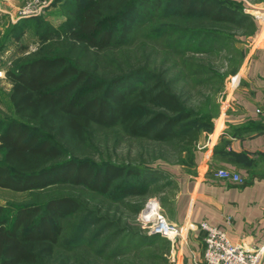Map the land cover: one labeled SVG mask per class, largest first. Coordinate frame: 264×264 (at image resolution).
I'll use <instances>...</instances> for the list:
<instances>
[{"label":"trees","instance_id":"16d2710c","mask_svg":"<svg viewBox=\"0 0 264 264\" xmlns=\"http://www.w3.org/2000/svg\"><path fill=\"white\" fill-rule=\"evenodd\" d=\"M59 2L52 0L51 6L58 7ZM60 4L66 21L55 28L36 17L35 31L41 41L51 34L62 38L67 52L44 49L17 58L6 71L12 113L0 117V187L38 192L56 185L78 186L112 202L145 195L157 181L149 168L79 159L69 146L85 143L95 125L120 126L129 136L183 144L187 157L177 165H187L200 134L212 129L211 115L194 122L193 112L183 107L159 75L134 70L106 81L80 66L77 54L125 45L148 21V36L161 37L163 31L157 30L161 27L150 22L173 15L210 25L251 27V34L256 26L232 0H66ZM33 19H20L8 34L20 40ZM211 32H204V42L212 38ZM194 34L183 32L175 42L168 34L166 49L172 53L185 48L183 43L191 38L202 40ZM71 49H76L74 58ZM80 210L71 196L23 205L11 216L0 206V264H50L62 243V222ZM88 217L84 215L78 226L89 223L92 236L98 237L104 225L97 217ZM78 235L65 242L83 240Z\"/></svg>","mask_w":264,"mask_h":264},{"label":"rangeland","instance_id":"374dc122","mask_svg":"<svg viewBox=\"0 0 264 264\" xmlns=\"http://www.w3.org/2000/svg\"><path fill=\"white\" fill-rule=\"evenodd\" d=\"M29 1L32 0H23L14 9L13 15L18 7ZM40 1L50 3L39 15L24 18L34 19L32 27L25 29L20 40H14L8 34L12 23L10 20L6 21L7 13L0 10V46H5L2 56L0 55V71L3 72L0 77V117L10 116L12 113L8 99L11 84L6 77V71L13 67L17 58L41 53L44 49L53 53L67 52V48H64L67 45L62 38L51 34L47 41H41L35 31L36 25H39L37 21L42 18L55 28L61 26L67 17L62 12L60 3L66 0L59 2V8L51 6L52 0ZM232 1L241 5L244 13L250 16L255 25V16L264 13V0ZM36 17L39 19L35 20ZM152 22V26L161 27L157 28L163 31L161 37L148 36V21L130 36L125 45L78 53L79 65L106 81L134 70H146L159 75L180 98L183 107L193 112L191 119L194 122L209 114L213 126L220 113L222 101L243 63L252 35L251 27L244 28L236 24L210 25L201 20L185 19L177 15L150 23ZM207 31H212L213 36L204 42V32ZM183 32H195L194 35L202 40L191 38L189 43H183L185 48L182 50L169 52L166 49L168 34L175 38ZM176 40L175 38L173 42ZM69 55L76 57V49H71ZM204 133L206 131L200 134L195 147L199 145ZM69 149L79 159H89L96 163L111 162L117 165L147 167L155 174L157 181L147 194L127 197L119 202H112L78 186L56 185L38 192H20L0 187V206H4L10 216L17 207L42 203L50 197L71 196L80 203V212L62 222V243L60 242L58 253L50 264H171V244L165 237L148 233L149 225L144 218V209L148 203L154 202L161 210L162 202L171 196L173 187L168 170L186 159L187 153L183 144L129 136L120 126L95 125L85 143L71 144ZM1 157L0 152V159ZM160 212L163 214L162 210ZM86 214L89 219L97 217L99 225H104L98 237L92 236L91 226L87 227L89 223L78 226ZM163 216L167 220L164 214ZM74 233L77 236L83 235V240L75 237L74 241L65 242Z\"/></svg>","mask_w":264,"mask_h":264},{"label":"crops","instance_id":"0c3cea01","mask_svg":"<svg viewBox=\"0 0 264 264\" xmlns=\"http://www.w3.org/2000/svg\"><path fill=\"white\" fill-rule=\"evenodd\" d=\"M22 1L0 0L6 21L20 20L13 11ZM255 26L212 129L203 134L190 163L169 167L173 190L161 210L181 227L175 241L169 240L171 264H206L200 222L224 230L233 244L264 247V118L256 113L264 101V22ZM221 167L239 172L245 183L217 177Z\"/></svg>","mask_w":264,"mask_h":264},{"label":"built area","instance_id":"2783aa9c","mask_svg":"<svg viewBox=\"0 0 264 264\" xmlns=\"http://www.w3.org/2000/svg\"><path fill=\"white\" fill-rule=\"evenodd\" d=\"M50 2L40 0H32L18 7L14 13L16 20L30 16L39 15L43 8ZM257 22H264V13L255 16ZM3 72L0 71V77ZM256 113L264 118V101L262 105L256 109ZM215 175L225 181L234 184H243L246 179L239 172L228 169L218 168ZM150 208V209H149ZM144 215L149 225L148 233L165 237L170 241H175L176 237L181 233V227L171 224L161 214L160 207L157 203L150 202L144 209ZM198 227L205 231L203 257L206 264H261L264 257V247L244 248L241 245L233 244L228 239L224 230L209 225L206 222H200Z\"/></svg>","mask_w":264,"mask_h":264},{"label":"bare ground","instance_id":"6f19581e","mask_svg":"<svg viewBox=\"0 0 264 264\" xmlns=\"http://www.w3.org/2000/svg\"><path fill=\"white\" fill-rule=\"evenodd\" d=\"M150 209V208H149Z\"/></svg>","mask_w":264,"mask_h":264}]
</instances>
